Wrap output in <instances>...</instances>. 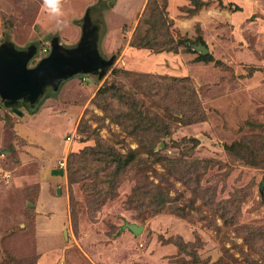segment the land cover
I'll list each match as a JSON object with an SVG mask.
<instances>
[{
  "label": "rangeland",
  "instance_id": "1",
  "mask_svg": "<svg viewBox=\"0 0 264 264\" xmlns=\"http://www.w3.org/2000/svg\"><path fill=\"white\" fill-rule=\"evenodd\" d=\"M118 2L62 0L58 24L0 0L31 67L88 13L116 58L23 116L0 98V264H264V0Z\"/></svg>",
  "mask_w": 264,
  "mask_h": 264
},
{
  "label": "water",
  "instance_id": "2",
  "mask_svg": "<svg viewBox=\"0 0 264 264\" xmlns=\"http://www.w3.org/2000/svg\"><path fill=\"white\" fill-rule=\"evenodd\" d=\"M93 23L88 13L82 25V36L73 46H65L59 37L51 40L49 55L30 66L36 57L37 47L25 50L17 49L12 43L0 46V98L12 112L23 116L22 104L31 109L37 108L48 94L49 88L58 92L62 85L78 75H97L103 79L116 61L104 57L99 48V32L92 28ZM195 49L203 55L208 48L199 45ZM264 189V182L261 190ZM61 193V190H58ZM129 230L135 235L144 230L143 225L125 221L122 230ZM67 233V231L65 230Z\"/></svg>",
  "mask_w": 264,
  "mask_h": 264
},
{
  "label": "clouds",
  "instance_id": "3",
  "mask_svg": "<svg viewBox=\"0 0 264 264\" xmlns=\"http://www.w3.org/2000/svg\"><path fill=\"white\" fill-rule=\"evenodd\" d=\"M43 2L49 14L57 18L58 24H62V20L60 19L63 16L62 0H43Z\"/></svg>",
  "mask_w": 264,
  "mask_h": 264
},
{
  "label": "trees",
  "instance_id": "4",
  "mask_svg": "<svg viewBox=\"0 0 264 264\" xmlns=\"http://www.w3.org/2000/svg\"><path fill=\"white\" fill-rule=\"evenodd\" d=\"M95 7V6H94ZM95 12V11H94ZM91 14H92V11L90 12ZM91 16V15H90ZM150 41L149 40H145V43L144 44H142L143 46H140L139 44H132V46L133 47H136V48H145V49H148V48H152V46H151V44L149 43ZM105 56V55H104ZM212 56L209 54V55H203V54H200L199 55V59L201 60V61H205V62H207V61H210L212 58H211ZM114 71V70H113ZM125 71H127V70H120V71H116L117 72V74H119V73H123V72H125ZM103 91H107L106 92V94L108 93V92H110L109 90H105V87L103 88V89H100L99 90V92H100V94L103 92ZM98 95H99V93H98ZM99 96H101V95H99Z\"/></svg>",
  "mask_w": 264,
  "mask_h": 264
},
{
  "label": "crops",
  "instance_id": "5",
  "mask_svg": "<svg viewBox=\"0 0 264 264\" xmlns=\"http://www.w3.org/2000/svg\"><path fill=\"white\" fill-rule=\"evenodd\" d=\"M119 1H120V2H118V3L116 4V6H115L112 10L116 9V8L119 6V4L121 3V0H119ZM106 25H107V24H106ZM98 28H99V26H98ZM98 32H99V30H98ZM108 32L110 33V35L112 34V30L108 29ZM109 33H108V34H109ZM74 45H75V44H74ZM68 47H69V46H68ZM99 48H100V39H99ZM125 48H126V47H125ZM125 48H124V50H122L123 53H124L125 51H126V52L128 51V50H126L127 48H126V49H125ZM134 51H135V53H138L139 55H141V54L139 53V52H140L139 49H138V50L136 49V50H134ZM142 51H143V50H142ZM100 52H101V50H100ZM101 53H102V55L104 56L103 52H101ZM166 53H167V52H165L164 54H166ZM48 55H49V54H48ZM48 55H47V56H48ZM146 56H147V55H146ZM104 57H105V56H104ZM143 57H144V54H143ZM128 58L131 59L132 57H128ZM87 75H89V74H87ZM83 76H84V75H82V77H83ZM67 82H68V81H66L64 84H66ZM64 84L62 85V87L64 86Z\"/></svg>",
  "mask_w": 264,
  "mask_h": 264
},
{
  "label": "flooded vegetation",
  "instance_id": "6",
  "mask_svg": "<svg viewBox=\"0 0 264 264\" xmlns=\"http://www.w3.org/2000/svg\"><path fill=\"white\" fill-rule=\"evenodd\" d=\"M92 23H93V22H92ZM91 26H92V28L97 29V31L99 30L98 26H96V25H94V24L91 25ZM35 46L37 47V53H38V45H35ZM52 92H54V91H52V89L49 88V90H48V92H47L48 94L45 96V98H46L47 96H50V93H52ZM45 98H44V99H45ZM23 105H25V104H22V106H23ZM35 109H36V108H35ZM35 109H32V110H35Z\"/></svg>",
  "mask_w": 264,
  "mask_h": 264
},
{
  "label": "built area",
  "instance_id": "7",
  "mask_svg": "<svg viewBox=\"0 0 264 264\" xmlns=\"http://www.w3.org/2000/svg\"><path fill=\"white\" fill-rule=\"evenodd\" d=\"M45 51H47V49H45ZM84 80H86L87 78L83 77ZM5 156L4 154H0V160L3 159Z\"/></svg>",
  "mask_w": 264,
  "mask_h": 264
}]
</instances>
